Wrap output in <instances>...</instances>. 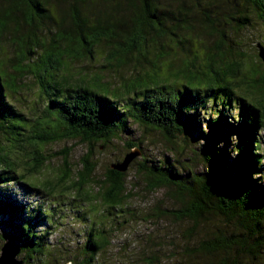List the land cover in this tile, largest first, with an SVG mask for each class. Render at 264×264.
Returning a JSON list of instances; mask_svg holds the SVG:
<instances>
[{"label":"trees","instance_id":"trees-1","mask_svg":"<svg viewBox=\"0 0 264 264\" xmlns=\"http://www.w3.org/2000/svg\"><path fill=\"white\" fill-rule=\"evenodd\" d=\"M252 21L264 27V0H0V135L14 134L16 142L27 133L26 142L31 146L61 140L86 145L74 176L67 163L69 150L57 154L63 165L54 182H45L46 188L60 187L74 192L71 197L87 202L99 198L106 206L98 225L92 222L86 230L81 254L72 255L73 264L108 263L102 253L121 225L115 218L119 216L111 210L124 206V215L130 214L126 213L130 195L126 172L109 167L104 179L96 180L97 164L90 160L93 146L98 142L105 146L120 137L129 130L128 122L158 129L169 139L183 135V145H187L185 137L195 131L209 140L200 151L209 165L203 176L192 172L182 176L159 158L152 161L140 157L136 162L135 173L142 177L144 188L149 192L164 189L178 206L162 210L157 204L150 216L189 219L195 225L215 216L229 224L206 232L194 247L184 249L186 260L194 254L214 255L212 260L181 259V263L264 264V186L259 184L264 164L260 143L254 142L256 129L264 128L263 62L256 69L249 68L250 64L247 67V52L237 36H232L247 29ZM50 29L53 33L46 46L43 32ZM191 38L197 45L194 51ZM7 46L13 47L12 55L5 53ZM39 46H45L43 60L40 52L34 51ZM94 47L106 49L108 62L116 65L126 64L133 54L139 61L138 56L145 59L150 53V71L138 73L131 80L121 78L117 86L95 77L87 80L71 79L62 72L57 75L64 67L63 57L90 52ZM32 54L37 60L30 65L27 56ZM51 57L54 67L48 70ZM159 61L167 67L166 75L164 70L160 76L155 71ZM7 63L10 71L6 70ZM29 70L46 95L44 115L35 122L38 127L14 107L12 98ZM251 70L258 74L257 79L252 78ZM241 84L244 90L235 91ZM216 103L223 111L230 109V104L237 105L242 121L233 114L226 116L232 122L226 117L222 120L223 115L215 111L204 123L208 126L204 132L199 114L208 107L213 109ZM232 134L231 150L224 145L220 149L219 143L228 142ZM126 138L128 149L140 146V141ZM4 147L0 142V187L11 181L28 183L19 174L13 175L11 168L4 169L15 166ZM229 152L234 155L227 163ZM34 159L29 174L38 172L44 164L45 158ZM92 184L98 187L94 194L89 189ZM23 210L13 199H0V213L9 215L13 229L6 231V236L27 252L25 264L34 255L51 253L52 249L44 243V231L37 234L31 226L33 216L21 218ZM33 210L35 219L40 218L39 213H43V219L47 216L45 209ZM121 218L125 222V217Z\"/></svg>","mask_w":264,"mask_h":264},{"label":"rangeland","instance_id":"rangeland-1","mask_svg":"<svg viewBox=\"0 0 264 264\" xmlns=\"http://www.w3.org/2000/svg\"><path fill=\"white\" fill-rule=\"evenodd\" d=\"M51 30V29H50ZM53 30H45L43 32L44 38L42 41L47 45L50 43V36ZM240 34L232 36L239 41L247 52L246 66L251 65L258 68L261 59L256 57L257 43L264 46V27L260 22L252 21V24L245 30L240 31ZM191 49L194 51L196 44L193 38L190 40ZM186 46V45H185ZM45 46H39L34 51L40 52V58L43 60V48ZM5 49V48H4ZM6 54H13V47L7 46ZM5 54V55H6ZM34 54L28 55V63L31 65L34 59ZM108 53L106 49L94 47L90 52H82L80 55L71 53L69 56L63 57L64 67L57 71V75L60 76L62 72L64 75L70 76L71 79L85 78L90 80L92 78H100L102 81H107L111 86H117L122 83L121 78L131 80L133 76L138 73L150 71L151 54L147 53L146 58L142 59L138 56L139 61L135 60L136 55H132V59L127 61L126 64L116 65L108 62ZM4 57V56H3ZM50 57V56H49ZM162 62V59L160 60ZM160 61L157 63V71L163 75L167 74V67L160 65ZM46 64V61H45ZM48 70L54 67L53 57L48 60ZM10 65H6V70L10 71ZM252 78H258V74L250 72ZM249 75V76H250ZM35 76L32 71L26 72L20 79V88H17L15 92H12L13 104L19 112L30 119L31 123L35 125L37 120H41L44 115L42 107L46 101V95L43 94L35 81ZM244 90V85L241 84L235 89L240 92ZM230 109L223 111V107L219 103L213 105V109L208 107L207 111H201L199 114L200 129L204 132L207 130L205 122L210 117H213L215 111L219 115H223L222 120L227 115H236L239 122L242 121L237 105L230 104ZM203 112V113H202ZM40 118V119H39ZM236 119V118H235ZM227 121L232 122L229 117H226ZM205 123V124H204ZM129 130L125 131L120 137L111 140L106 145L96 143L92 148L91 162L97 164V168L94 172L96 180H103L107 174V169L111 164H115L118 161H122L126 153L136 152L134 157L129 161L125 172L127 177V188L130 189V195L127 200L126 214L124 215L125 207L112 209L115 217L120 220L121 225L111 235V244L109 248L102 253L103 258L98 257L99 260L105 259L106 264H185L181 263V259L184 261L199 260L205 262L212 260L215 256H203L194 254L190 256L188 260L183 256L185 247H194L200 239H202L206 232L214 231L216 227L227 228L229 225L225 220H221L215 216H209V219H202L196 225L189 219H176L173 216H162L161 218L150 216L149 214L154 211L157 204L161 206L162 210L170 209L176 206V202L169 199L164 189H157L153 192H149L144 188V182L141 176L135 173L137 166L136 162L141 161L140 157L147 160L156 161L159 160L166 163L168 166L172 165L174 171L182 176L187 175L188 172L196 173L199 176H203L209 171V165L203 161L200 156V151L206 145H209V140L202 138V135L195 131L191 136L185 137L187 145H183V135H179L177 138H167L158 129H147L145 126L137 125L133 122H128ZM227 130V128H224ZM25 134V133H24ZM26 135H28L26 133ZM26 135L17 137L19 141L14 142L16 135L14 134H1L0 142L4 144V153L8 159L15 162V166L12 168L7 165V168L12 169L13 175L16 173L20 175V178L34 185L28 183H17V181L6 182V186L0 188V199H13L18 205H22L24 210L21 212V218L26 216H33L31 226H35L33 229L37 234L42 233L45 238L44 243L51 247V253L45 252L44 255H34L32 259H29L25 264H73V256H79L83 241L86 237L85 232L93 222V226H97L99 219L106 214L101 201L95 200L87 202L79 197H71L74 192H67L60 187H56L54 190L46 188V181L54 182V179L59 174V168L63 165V160L58 153L62 150H69L67 156V163L72 168V174L75 175V170L80 167L79 163L85 155L86 145L80 144L72 140H61L46 145L34 144L31 146L26 142ZM126 136L129 138L140 141V146L131 148L126 147ZM7 138L8 141H4ZM31 139V138H30ZM255 141L260 143L259 154L264 164V128L256 129ZM234 136H230L228 142L221 141L219 148L222 146L227 147V151L231 150L229 141L232 142ZM197 155H193L192 151ZM36 153V154H35ZM230 153V152H229ZM232 153L227 158V163L232 159ZM45 158L44 164L38 172L29 174V166L33 164L34 158L38 160ZM149 162V161H148ZM227 167V166H226ZM0 169L2 167L0 166ZM24 175V178L21 176ZM3 184V183H0ZM259 184L264 186V173L260 175ZM92 194L98 191V187L95 184L89 186ZM8 201V200H7ZM12 201V200H11ZM40 207L41 210H46V215L43 219V213H39L40 218L35 219L36 212L33 209ZM29 210H31L29 212ZM43 211V210H42ZM177 214V212H176ZM102 215V216H101ZM124 216L125 222H123ZM83 218V219H82ZM9 215L0 213V247L7 239L6 231H13L10 223L8 222ZM122 220V221H121ZM16 221V220H15ZM19 220H17L18 222ZM106 222L105 219H102ZM227 224V225H226ZM117 226V224L115 225ZM114 229V228H113ZM36 239V237H35ZM17 242L15 239H12ZM27 252L21 250L17 255V258L22 259V264L26 259ZM79 254V255H78ZM189 257V256H188ZM102 262V261H101ZM149 262V263H146Z\"/></svg>","mask_w":264,"mask_h":264},{"label":"water","instance_id":"water-1","mask_svg":"<svg viewBox=\"0 0 264 264\" xmlns=\"http://www.w3.org/2000/svg\"><path fill=\"white\" fill-rule=\"evenodd\" d=\"M258 56L263 62L264 71V46L257 43ZM136 152H129L120 163L111 164L110 167L119 171H124L129 161L134 157ZM22 250L20 243L15 242L11 238H7L0 247V264H22V259L17 255Z\"/></svg>","mask_w":264,"mask_h":264}]
</instances>
